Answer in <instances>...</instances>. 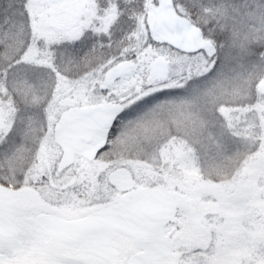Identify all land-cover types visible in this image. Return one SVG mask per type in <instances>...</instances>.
<instances>
[{
  "label": "snow or ice",
  "instance_id": "snow-or-ice-1",
  "mask_svg": "<svg viewBox=\"0 0 264 264\" xmlns=\"http://www.w3.org/2000/svg\"><path fill=\"white\" fill-rule=\"evenodd\" d=\"M0 264H264V0H0Z\"/></svg>",
  "mask_w": 264,
  "mask_h": 264
}]
</instances>
